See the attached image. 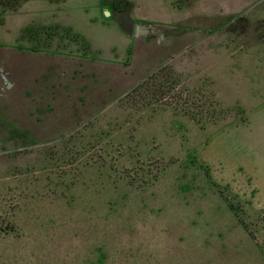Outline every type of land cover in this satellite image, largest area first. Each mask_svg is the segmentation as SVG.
<instances>
[{
  "label": "rangeland",
  "instance_id": "rangeland-1",
  "mask_svg": "<svg viewBox=\"0 0 264 264\" xmlns=\"http://www.w3.org/2000/svg\"><path fill=\"white\" fill-rule=\"evenodd\" d=\"M0 264H264V0H0Z\"/></svg>",
  "mask_w": 264,
  "mask_h": 264
},
{
  "label": "trees",
  "instance_id": "trees-1",
  "mask_svg": "<svg viewBox=\"0 0 264 264\" xmlns=\"http://www.w3.org/2000/svg\"><path fill=\"white\" fill-rule=\"evenodd\" d=\"M169 74H171L169 67H161L148 75L141 83L137 84V86L132 88L125 98L131 101V103L138 102V100L147 103H150L151 100L155 103L165 101L163 103L164 106L172 105L177 112H183L194 117V111L189 110L190 98L187 97L188 90L185 91L178 88L177 80L171 78ZM191 104L193 109L195 108L197 110V108L201 106L203 107L205 104L214 106L215 103L210 97H207L202 93V95H199V97L196 98L195 101H192Z\"/></svg>",
  "mask_w": 264,
  "mask_h": 264
},
{
  "label": "crops",
  "instance_id": "crops-1",
  "mask_svg": "<svg viewBox=\"0 0 264 264\" xmlns=\"http://www.w3.org/2000/svg\"><path fill=\"white\" fill-rule=\"evenodd\" d=\"M50 24H53V23H44V24H42V25H50ZM140 24V23H139ZM142 24V23H141ZM53 25H55V26H58V27H60V28H64V29H67L64 25H60L59 23H54ZM139 25L137 24V26L136 27H138ZM69 30H71V29H69ZM137 30H139L138 28H136V31ZM75 55V54H74ZM88 56V55H87ZM87 56H86V58H87ZM72 57H75V56H72ZM83 58V57H82Z\"/></svg>",
  "mask_w": 264,
  "mask_h": 264
}]
</instances>
